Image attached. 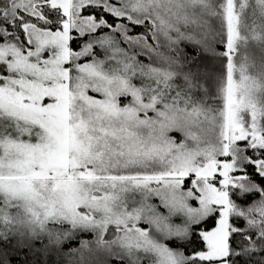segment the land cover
I'll return each instance as SVG.
<instances>
[{
  "label": "snow or ice",
  "instance_id": "6c2138e0",
  "mask_svg": "<svg viewBox=\"0 0 264 264\" xmlns=\"http://www.w3.org/2000/svg\"><path fill=\"white\" fill-rule=\"evenodd\" d=\"M13 260L264 264V0H0Z\"/></svg>",
  "mask_w": 264,
  "mask_h": 264
},
{
  "label": "trees",
  "instance_id": "16d2710c",
  "mask_svg": "<svg viewBox=\"0 0 264 264\" xmlns=\"http://www.w3.org/2000/svg\"><path fill=\"white\" fill-rule=\"evenodd\" d=\"M84 238H85V237H84ZM86 238H91V237H90V236H86ZM73 246H75V244H74ZM12 264H16V261L13 260Z\"/></svg>",
  "mask_w": 264,
  "mask_h": 264
},
{
  "label": "rangeland",
  "instance_id": "374dc122",
  "mask_svg": "<svg viewBox=\"0 0 264 264\" xmlns=\"http://www.w3.org/2000/svg\"><path fill=\"white\" fill-rule=\"evenodd\" d=\"M86 238V237H85ZM87 239H90V238H87Z\"/></svg>",
  "mask_w": 264,
  "mask_h": 264
}]
</instances>
